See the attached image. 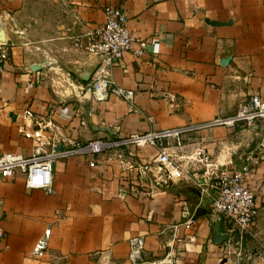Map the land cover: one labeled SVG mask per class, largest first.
Masks as SVG:
<instances>
[{
    "label": "crops",
    "instance_id": "obj_1",
    "mask_svg": "<svg viewBox=\"0 0 264 264\" xmlns=\"http://www.w3.org/2000/svg\"><path fill=\"white\" fill-rule=\"evenodd\" d=\"M107 5L148 42L143 55L126 52L111 69L114 83L134 91L132 101H96L87 89L99 58L86 46ZM0 31L11 44L1 72L0 151L32 153L17 130L27 108L43 118L54 109L47 152L74 149L52 158V194L27 188L19 172L0 179V264H129L136 235L144 236L147 264L168 254L161 264H264V159L250 179L258 214L240 231L208 213L193 182L199 165L178 156L204 146L219 165H239L264 140L263 124L214 123L242 99L264 98V0H0ZM174 128L185 130L183 176L151 192V175L137 166L157 149L129 138ZM93 139L103 144L91 166ZM46 229V252L36 257L32 246Z\"/></svg>",
    "mask_w": 264,
    "mask_h": 264
},
{
    "label": "built area",
    "instance_id": "obj_2",
    "mask_svg": "<svg viewBox=\"0 0 264 264\" xmlns=\"http://www.w3.org/2000/svg\"><path fill=\"white\" fill-rule=\"evenodd\" d=\"M125 14L117 7L107 5L103 9V22L94 29L91 39L87 43V51L98 56L99 63L96 69V76L88 85L87 89L91 98L96 101H103L113 95L127 101H132L134 91L121 87L114 83L111 78V69L114 61L119 60L126 52L135 56L143 55L148 42L142 38L135 37L127 27ZM152 53H158L159 42L153 39L150 43ZM11 50V44L0 40V86L1 72L7 62ZM32 80L27 83L31 86ZM168 94L164 93V98ZM54 109L50 108L47 117L43 118L31 109L22 111V122L18 125V132L24 137L31 139L33 143L32 153L29 156L16 155L10 151H0V179L13 177L16 172L22 173L27 188H40L46 193H54L52 184V158L55 155H67L73 150L47 152L45 148L52 144L50 136L45 134L53 131L54 123L52 115ZM25 120L33 122L36 127H28ZM83 123V122H82ZM215 124L233 126L237 123H244L249 126L257 124L264 125V98L253 94L242 99L236 112L225 118H218ZM183 129H167L159 132L143 135L133 134L129 141L138 145L153 146L157 154L150 160L137 166L140 173L151 175L153 189H156L173 182L176 178L183 176V170L178 162L177 154L183 150ZM51 142V143H50ZM102 141L93 139L89 141L90 165H94V158L101 149ZM75 149L80 148L79 142L74 143ZM190 162L199 165L194 169L193 182L199 191L200 201H206L208 213L212 217L223 215L233 221L240 231L248 230L255 222L258 209L254 200V191L250 186V179L255 171L256 164L264 159V140L255 153L246 156L239 165H219L214 162L204 146H198L191 153H180ZM198 170H201L199 173ZM194 222V215L189 216L183 225L189 228ZM178 224L172 226L176 230ZM50 229H46L42 236L38 237L32 246V253L41 257L47 249V239ZM2 231H0V236ZM129 264H147L142 258L144 249V236L136 235L128 239ZM264 254V244L262 247ZM150 262L151 264L165 263V259Z\"/></svg>",
    "mask_w": 264,
    "mask_h": 264
},
{
    "label": "water",
    "instance_id": "obj_3",
    "mask_svg": "<svg viewBox=\"0 0 264 264\" xmlns=\"http://www.w3.org/2000/svg\"><path fill=\"white\" fill-rule=\"evenodd\" d=\"M0 40H4V36L2 34V31H0Z\"/></svg>",
    "mask_w": 264,
    "mask_h": 264
}]
</instances>
